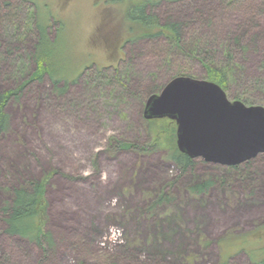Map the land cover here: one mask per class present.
I'll use <instances>...</instances> for the list:
<instances>
[{
  "label": "rangeland",
  "instance_id": "374dc122",
  "mask_svg": "<svg viewBox=\"0 0 264 264\" xmlns=\"http://www.w3.org/2000/svg\"><path fill=\"white\" fill-rule=\"evenodd\" d=\"M128 1L0 0V92L35 71L39 16H53L55 67L72 74L32 80L7 105L0 208L14 187L47 176L55 245L45 255L0 217V264H264V153L233 166L197 158L183 171L167 131L144 117L150 96L179 75L207 79L206 65L227 67L230 100L264 106V0H144L182 26L181 42L141 37L117 51Z\"/></svg>",
  "mask_w": 264,
  "mask_h": 264
},
{
  "label": "trees",
  "instance_id": "16d2710c",
  "mask_svg": "<svg viewBox=\"0 0 264 264\" xmlns=\"http://www.w3.org/2000/svg\"><path fill=\"white\" fill-rule=\"evenodd\" d=\"M6 3L7 5L9 4L8 1ZM148 3L149 2L144 0H129L127 6L124 4V18H122V22L124 20V28L127 33L126 36H124V33L121 32V34L117 31L116 39L119 41L117 51L120 50L121 43H124L122 40L129 41L141 37L157 38L163 36L174 42H181L182 26L177 22L161 23L157 15L147 12ZM36 5L40 8L39 4L36 3ZM45 17L47 18L44 19ZM51 17H53L51 14L43 17L39 16V19H41L40 22H38L40 35L34 53L36 68L31 77L18 87V89L0 92V135L10 130V115L6 110L9 101L13 98H19L20 93L26 84L35 79L42 80L46 75L51 77L55 85H57L61 79H64L65 82L69 84L71 81L70 79H72V74H70L71 70L69 68L71 67L70 65L68 66L67 64V73L66 71L60 73L58 67H55L58 59L52 56V52L55 48L56 55L58 56L56 45L61 39L52 41L48 35V30L53 22ZM103 24H106L104 18H102V23L98 26L96 32L103 37L105 42H108L113 35L102 34L103 28L105 29ZM119 33L121 34L120 36ZM105 49L106 51L113 50H110L109 47H106ZM206 69L208 75L207 79L216 82L226 91L229 82L227 67L219 68L206 65ZM80 72L76 73L77 75L73 81H75L77 76L81 74ZM64 90L65 89H63V91ZM150 121L155 122V124L159 123L161 130L157 131V135L160 136L163 134V131H167V136H165L164 139L168 146L169 159L183 171L193 169L196 166L197 158H192L179 150L177 146L176 122L168 118L153 119ZM155 141L156 143L154 142V146L158 147V144H161L159 143L158 137ZM122 147L136 148V145L132 143H123ZM123 165H118L119 169L120 166L122 168ZM47 178L48 177L46 176L40 181H30L25 186L14 187L12 189V200L5 203L0 208V217L6 223L5 233L12 236H20L29 240L31 243L42 249L45 255H48L50 248L55 245L52 233L45 228L47 222ZM209 185L210 182H205L197 185L193 190L201 192L206 190ZM63 223L66 224L67 221H64ZM262 231L263 230H260L259 234H261ZM261 262L264 263V258Z\"/></svg>",
  "mask_w": 264,
  "mask_h": 264
},
{
  "label": "water",
  "instance_id": "95a60500",
  "mask_svg": "<svg viewBox=\"0 0 264 264\" xmlns=\"http://www.w3.org/2000/svg\"><path fill=\"white\" fill-rule=\"evenodd\" d=\"M144 117L175 121L177 146L192 158L233 166L264 153V106L230 100L208 79L174 77L149 97Z\"/></svg>",
  "mask_w": 264,
  "mask_h": 264
}]
</instances>
